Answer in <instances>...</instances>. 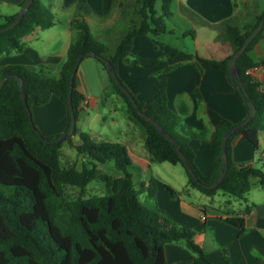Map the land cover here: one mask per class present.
I'll return each mask as SVG.
<instances>
[{
    "label": "trees",
    "instance_id": "trees-1",
    "mask_svg": "<svg viewBox=\"0 0 264 264\" xmlns=\"http://www.w3.org/2000/svg\"><path fill=\"white\" fill-rule=\"evenodd\" d=\"M157 1H160V13L155 8ZM25 2L23 0L21 6ZM171 2L172 0L118 1L117 20L109 27L116 34L119 33L113 46L93 38L88 23L82 13H79L70 21L75 38L67 49L57 77H50L42 68L29 69L20 65L0 68V81L6 78L0 89V264H167L164 245L171 242H184L194 254L195 264H212L193 239L197 230L177 224L155 205L147 206L139 200L142 188H134L132 175L128 171L130 157L121 143L96 142L88 133L82 132L79 134V143L70 144L77 155L91 166H63L60 160L61 142L50 144L38 137L36 126L32 127L29 123L17 81V78H21L29 109L31 106L47 103L52 95L59 97L67 108V131L70 121L67 105L69 77L77 57L86 52H94L97 56L93 58L104 70V60H108L115 71L118 61L130 63L135 37L171 32L166 25V20L172 16ZM77 5L81 11L83 0H78ZM263 14L264 10L256 16L254 22L243 28L226 25L225 37L233 48L232 54L220 60L197 58L195 62L198 67V62L209 63L226 74L246 108L244 119L250 111L249 101L256 109L254 118L228 137V167L219 186L213 189L202 185L213 184L218 178L222 168V137L227 130L244 119L238 123L227 120L218 122L209 143L212 166L206 174H202L194 164L188 141L191 138H204L205 133L195 132L181 125L180 114L186 112L184 107H180L179 113H174L167 106L164 74L171 67H167L162 76H151L153 101L148 106L145 107L132 95L138 107L158 123L174 139L175 144L169 143L151 123L136 113L106 70L115 92L126 104L129 121L137 125L144 134V147L150 159L159 163L180 164L186 173L188 186L206 195L220 190L243 199L250 190L252 178L264 181V171L260 168L238 165L231 160V140L234 136H242L257 151L258 134L264 129V85L251 77L250 71L257 63L249 55L253 45L262 37L264 24L243 54L237 58L238 76L231 77L227 66V61ZM16 15L17 13L7 16L3 26L12 23ZM53 23V14L43 0H33L21 21L12 29L0 33V50L18 48L20 39L36 30L47 29ZM188 33L193 36L192 31L189 30ZM71 100L77 120L83 96L75 90L74 81ZM75 132L76 127L72 135ZM41 136L46 140H54L61 135ZM177 147H180L199 183L191 177L180 160ZM107 161H112L115 168L122 172V176L111 177L101 173L97 164ZM98 177L110 188L111 193L82 197L85 186ZM152 182L144 188L149 198L156 192ZM64 186L78 187L79 195L67 199ZM227 221L237 227L244 224L241 218H229Z\"/></svg>",
    "mask_w": 264,
    "mask_h": 264
},
{
    "label": "crops",
    "instance_id": "crops-1",
    "mask_svg": "<svg viewBox=\"0 0 264 264\" xmlns=\"http://www.w3.org/2000/svg\"><path fill=\"white\" fill-rule=\"evenodd\" d=\"M22 1L0 0V19L3 18L0 27L5 24L7 16L18 12ZM99 2L93 0L91 3L98 5ZM116 2L114 0L113 6ZM157 2L160 5V1ZM157 2L155 8L160 13ZM1 7L6 11H2ZM84 7L88 9L85 14H91V10ZM170 9L172 16L170 21L166 20V25L174 28V33L171 36L135 37L130 63L118 61L116 73L126 88L146 107L153 101L151 76H162L163 71L171 67L164 74L167 106L174 113H179L180 107H184L186 112L180 114L181 125L205 133L204 138L189 139L188 145L197 169L206 174L212 166L209 143L215 126L222 120L231 123L242 121L246 117V108L221 69L205 62H198V67L195 62L197 58L220 60L232 54L233 48L225 37L226 25L243 28L254 22L264 6L258 0H172ZM74 17L65 22L56 21L47 29L34 31L20 39L18 48L0 50V68L20 65L29 69L42 68L48 75H57L67 49L75 38L70 28V21ZM53 18L55 20L54 14ZM116 20L115 14L112 23L103 26L105 28L101 30L98 40L110 45L113 39L116 40L119 33L117 35L115 30L109 29ZM177 21L190 24L196 30L200 28L198 26L206 29L204 38L201 37L202 46L208 49L204 55L198 54V36L192 29L191 41L186 42L184 47L171 43L175 35L190 34L189 29H178ZM45 32L46 36L40 34ZM249 55L257 63L250 75L264 85V32ZM74 88L83 96L75 125L78 126V135L85 132L87 122L99 115L103 119V101L106 97L116 99L114 111L123 109L121 97L115 92L106 70L92 56L80 60L74 75ZM41 107H45L44 110H40ZM30 110L35 125L45 137L65 132L67 108L56 95H52L43 105L31 106ZM123 136L120 132L118 138L126 147L130 160L141 164L143 168L150 166L152 160L144 147L142 130L134 133L131 129L130 141ZM231 160L235 164L250 165L264 171V129L258 134L257 151L242 136H234L231 140ZM169 171L177 173V170ZM178 179L180 185L177 186L169 181L163 182L162 186L158 180H150L156 192L149 199L144 193L147 192L144 188L150 182L146 181L140 195L147 196V201H153V205L177 224L197 230L193 239L212 264H264V181L252 178L250 190L243 199H238L220 190L206 195L188 186L187 176L182 180L178 174ZM229 218H241L244 224L237 227L227 221ZM164 255L167 264H195L194 254L184 242L166 243Z\"/></svg>",
    "mask_w": 264,
    "mask_h": 264
},
{
    "label": "rangeland",
    "instance_id": "rangeland-1",
    "mask_svg": "<svg viewBox=\"0 0 264 264\" xmlns=\"http://www.w3.org/2000/svg\"><path fill=\"white\" fill-rule=\"evenodd\" d=\"M92 1L93 0H83L84 5L82 7V10L80 11L79 6L77 5L78 0H43L44 4L54 14L55 17L54 23H56V21L58 22L59 20L65 22L67 21L68 18H71L73 15L77 17L79 13H82V16L89 24L91 36L93 38L98 39L101 30L105 28L103 26L112 23V21L114 20V16L118 11L115 4H117V2L120 0H117L114 6H113L114 0H99L100 2L98 5L91 3ZM127 1L131 2L133 0H127ZM258 1L262 6H264V0H258ZM84 6H86L87 8H89V10H91V14H85L87 12L86 10L88 9H86ZM156 7L160 8L159 2H157ZM1 9L4 12L6 11L3 10L2 7ZM170 20L171 18L169 19V21ZM2 22H3V18L0 19V23ZM177 25H178V29L182 31H185L187 29L189 30L192 29L194 32H197V36H198L197 40L199 42L197 49L199 55H204L205 52L208 51V49L203 47L201 44L202 42L201 37L204 38L203 36H205L204 34H206V29H201L202 27L198 26L200 28L196 30L195 27H192L190 26V24L183 22H178ZM167 27L171 29L172 32L166 33L163 36H171L174 33L173 32V30H175L174 28H171L168 25ZM40 34H42V36L47 35L46 32ZM191 37L192 36L190 34H184V36L182 34L175 35L172 38L171 43L176 46L184 47L186 45V42L191 41ZM113 41L115 40L113 39ZM112 43L111 45H113ZM49 76L57 77L58 74L57 75L49 74ZM103 102H104L103 119L101 118V115H99L98 118H95L94 120L87 122L85 124L84 131L89 133L92 140L96 142L112 141L122 144V142L119 140L120 138H118L120 132L124 134L123 138L128 141H130L129 136L131 129L134 133L141 132V129L137 125L129 121L126 111V104L122 98H121V102H123L122 110H118V109L115 111L113 110L115 105L117 104V101L116 99H114V97L108 96L105 98ZM44 108L45 107H41L40 110H44ZM30 113L33 123L35 125L31 110ZM76 128H77V132H75V134L72 135L70 139H65L61 142V147H60L61 163L63 166L75 165L76 168H81L83 164L85 166L90 167L91 164L87 162L85 159H82L81 156H78L74 147H72L70 144V143L72 144L79 143L78 126H76ZM145 154L147 155V153ZM130 162L132 163V165L128 168V171L132 175L134 188L136 190L139 189L141 190L142 184L152 179L158 180L160 183H162V186H163V182L165 183V181H169L173 185L177 186L180 185L178 174L182 176V180L186 177V174L180 164L174 166L167 162L159 163V162L151 161L150 166L143 168L142 165L137 163L136 161L130 160ZM97 168L101 173H105L111 177L122 176V172H120L115 168L114 163L112 161H107L103 164H97ZM167 168H169V170H177V173L174 171L171 172ZM110 193H111L110 188L106 186V184L101 178L98 177L93 179L90 183H88L85 186L82 197L89 198L94 196L109 195ZM144 193L147 195V192ZM64 195L67 199L76 198L79 195V188L72 186H64ZM146 198L142 194L139 195V200L145 205L148 206L149 204H153V201L149 202L146 200Z\"/></svg>",
    "mask_w": 264,
    "mask_h": 264
},
{
    "label": "water",
    "instance_id": "water-1",
    "mask_svg": "<svg viewBox=\"0 0 264 264\" xmlns=\"http://www.w3.org/2000/svg\"><path fill=\"white\" fill-rule=\"evenodd\" d=\"M33 0H26V2L20 7V9L17 12V15L14 19V21L6 26H2L0 27V33H3L7 30L12 29L13 27H15L23 18V16L26 14L29 6L31 5ZM264 24V14L261 16V18L259 19L257 25L254 27V29L246 36V38L244 39L243 43L241 44V46L233 53V55L231 56V58L227 61V66H228V73L231 77H235L238 76V71H237V67H236V60L239 56H241L243 54V52L245 51L246 47L248 46V44L257 36V34L261 31L262 27ZM87 56H92V57H96L97 55L94 52H86L83 54H80L75 62L74 67L72 68L70 77H69V86H68V94H67V105L69 108V127L67 129V131H65L63 134H61V136H59L57 139L54 140H46L44 139L40 132L35 129V132L37 133L38 137L43 140L44 142L50 143V144H57L62 142L63 140H65L66 138L72 136L74 129H75V125H76V119H75V114H74V109L72 106V100H71V93H72V89H73V81H74V75L77 69V66L80 62V60L84 57ZM105 63V67L107 72L109 73V75L111 76V78L113 79V81L115 82V84L117 85V87L120 89V91L128 98V100L130 101L131 105L133 106L134 110L136 111V113L143 117L145 120H147L149 123H151L157 130V132L162 135L169 143L171 144H175L174 139L168 134L166 133L161 126L156 123L154 120L150 119L137 105V102L135 100V98L133 97L132 93L126 88V86L121 82V80L119 79L114 66L108 61V60H104ZM6 78H3L0 81V89L2 88L4 82H5ZM19 87H20V95L24 104V108L26 110L27 116H28V120L29 123L32 127H34V123L32 121V117H31V113H30V109L26 104V99H25V92L24 89L22 87V80L21 78H17ZM249 105V114L247 116L246 119H244L242 122H240L239 124L235 125L234 127H232L231 129L227 130L225 132V134L222 137V142H221V156H220V161H221V165L222 168L219 171V175L218 178L216 179V181L213 184L210 185H202L205 188H209V189H213L217 186H219V184L221 183V181L223 180L224 176H225V170L228 167V163H227V150H226V143H227V139L229 136H231L232 134H234L235 132H237L241 127H243L244 125H246L249 121H251L255 114H256V109L254 104L249 101L248 102ZM177 154L180 158V160L183 162L184 166L186 167L187 171L189 172V174L191 175V177L197 182L199 183L198 179L196 178L194 172L192 171V169L190 168V166L187 164L186 162V158L184 156V154L182 153L180 147L176 148Z\"/></svg>",
    "mask_w": 264,
    "mask_h": 264
}]
</instances>
